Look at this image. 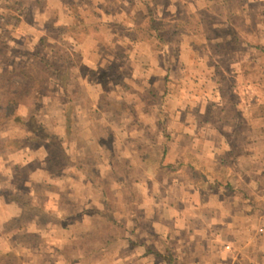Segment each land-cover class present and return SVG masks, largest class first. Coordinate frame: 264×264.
Segmentation results:
<instances>
[{
	"label": "rangeland",
	"instance_id": "rangeland-1",
	"mask_svg": "<svg viewBox=\"0 0 264 264\" xmlns=\"http://www.w3.org/2000/svg\"><path fill=\"white\" fill-rule=\"evenodd\" d=\"M20 1L26 9L24 22L14 25L11 33L5 30L6 25H0L4 29L0 52L5 56V60H0V71L29 64L41 66L40 57L48 58L57 67L79 61L77 56L81 63H76V74L69 78L67 87L50 72L45 82L36 83L35 93L20 106L23 113H35L43 123V133L49 132L50 138L44 135L25 145L26 130L7 121L0 124V225L7 214L0 234L14 245L10 250L13 257L0 264H98L94 257L106 256V245L102 248L101 238L102 242L96 241L99 238L95 237L94 223L77 217L79 209L90 207L88 203L93 201L103 213L90 219H98L99 229L105 230L109 224L107 215L113 217L115 213L121 218L122 202L137 218L138 197L144 192L163 190V199L168 202L164 188L171 183L175 193L186 196L188 173L183 168L176 177L174 172L175 166L179 169L176 161L181 160L202 168L199 173L223 174L222 178L233 181V187L242 188L232 189L240 194L239 202L226 199L217 207L225 218L233 217L238 225L251 224L252 230L263 227L258 235L262 246L259 252L236 247L238 254L232 264L264 262V52L255 46L264 38V0ZM61 1L84 3L81 10L86 12L88 21L96 19L100 23H89L91 30L100 35L99 43L86 38L83 32L73 39L59 31L67 21ZM46 5L52 16L41 13L32 23L27 22L34 19L36 7ZM230 6L236 12L233 20L229 19ZM152 13L157 29L150 26ZM57 14L59 19L54 21ZM101 19L108 22L104 24ZM160 31L169 38L171 46L172 65L168 73L157 52L155 35ZM235 32L239 41L234 38ZM107 47L110 49L105 53ZM95 66L97 72L93 70ZM19 79L25 81L23 75L17 74L16 80ZM4 83L5 86L0 80V105L10 85L8 81ZM65 96L71 99L72 122L77 126L69 134L63 114ZM159 108L165 114V132ZM85 111L89 121L81 115ZM15 137L23 140V149L12 151L3 147ZM164 145L165 160L174 163V167L162 166L158 161L160 154L154 147ZM58 153L65 160L59 172L65 179L60 183L56 172L45 169L47 158ZM138 155L142 163H135ZM90 166L103 187L100 200L93 198L100 193L97 185L91 186L90 178L85 176L84 168ZM45 182L50 194L58 193L60 197L59 209H63L66 218L59 221L66 224V231H61L55 217L38 204L25 206L21 203L24 196L17 195L20 202L14 198L17 193L31 192L34 186L42 187ZM52 199L44 201V205L56 207L57 202ZM11 213H21L22 222L29 217L24 227L33 226L32 234L23 235L22 230L19 236L15 231H5ZM19 218H10L13 226L19 224ZM44 220L52 224L42 225L40 232L36 231L37 225H31ZM114 229L120 233L123 227L118 224ZM86 233L88 239L95 240L93 246L84 244V240L77 249L92 252L74 259V241L84 238ZM135 235L131 232L133 238ZM26 237L30 240L25 241ZM63 241L65 244L57 249ZM99 264L109 263L103 258Z\"/></svg>",
	"mask_w": 264,
	"mask_h": 264
},
{
	"label": "crops",
	"instance_id": "crops-1",
	"mask_svg": "<svg viewBox=\"0 0 264 264\" xmlns=\"http://www.w3.org/2000/svg\"><path fill=\"white\" fill-rule=\"evenodd\" d=\"M86 2L88 3V0H85V3ZM89 2H91V0H89ZM59 3H62V8L65 9L67 15V18L64 17L65 19H67V21L65 20L63 26L58 25L63 27H59V31L65 32L73 39L78 38L79 32H83L86 38H89L92 42H100V35H96L90 27H88V30L76 28L72 30V32H70L69 25L73 20V16L69 14V6L66 2L61 1ZM37 4L39 5V3ZM83 4V2L79 4L74 3L79 16L81 18H84L85 22H88L94 26H99L100 23L95 22L96 19H91V21H88L85 14L86 12L81 10V6ZM24 6L25 5H22V1L20 0H0V19L3 20L2 22H0V25H6V31L11 33L14 25L24 22V17H26V15L24 14L26 9L23 10ZM36 8L37 9H35L33 13L34 19L32 18V20H27L28 23H32L33 21H35V19L38 18L37 16H39L41 13L42 16H52L48 5L42 7L39 6ZM39 8H42V10ZM22 10L23 12H21ZM58 19V14L57 17H53L54 21H57ZM101 20V22L104 24L108 22V20L105 19ZM93 22H95L96 24H94ZM2 30L4 29L0 27V35ZM40 35H43V33ZM39 38H41V36ZM109 47H107L105 53H107V50L110 49ZM77 53H79V51H77ZM77 58L79 59V61L75 60L72 64V67L70 69L71 77L69 78H74L76 74L74 73V69L76 68L75 66L78 64V62L81 63L80 56H77ZM93 70L97 72L98 66H95ZM63 85L64 87H66L67 83ZM81 115L86 116V121H89V113L85 111ZM80 122L82 121L80 120ZM73 127H75L76 130L77 126H74L73 124ZM88 128H90V125L88 126ZM170 162L171 161H169V163ZM176 162L179 165V169L178 166H175L177 169L176 171L174 170V172H176V177L178 175L180 176V173H177L178 170H182L183 168L188 173L187 177H185L189 182L188 194L186 196H183L175 193L172 190L171 183L169 184V186L164 188V191L166 190L165 194L168 198V202H165V200L163 199V190H161L160 192L155 190V192L152 191V193L150 194H146L144 192L142 193V196L138 197L139 203L137 206L139 208L137 209V218H135L134 215L130 214L131 211H129L126 204L122 202L121 218L119 219V217L115 213L112 216L113 219H115L119 224L123 225V230L121 231L123 235L117 238L115 243H107L106 247L100 239H96L97 242H102V248L104 246L105 250L108 252L106 256H103L101 258L99 256L94 257V260H97L98 264L101 262V260H103V258L109 264H150V262H152V264H167L168 259H165L161 255L156 254L157 251L161 253L173 252V255L170 257L171 259L169 260L170 262L168 261V264H213V262L216 264H232L234 258L238 254L237 249L236 253L225 251L222 249V244L224 242L231 241L237 245V242L242 240L243 238L244 230L254 229V227L251 226V224H246L244 226L238 225V223L234 221L233 217L225 218L226 216L223 214L224 212H222L217 207V204L219 202L225 201L226 199L230 203L231 201H236L240 197V194L238 192H233L232 189L235 188V191H241L242 188L238 186H234L232 188L231 186L233 185V181L228 179V182L230 184H227L226 177H224L225 182H223V184H218L219 186H211L212 183H215V181L217 182L219 178H222L223 174H219L218 172L199 173L198 170H201V172H203L202 168L195 166L193 163L186 161L184 164V161L182 160ZM135 163H142L141 156L138 155ZM172 167H174V163L172 164ZM55 175L56 180L59 183L65 179V176L60 175V173ZM89 178L91 186H93L94 182L92 181L91 177ZM173 183H175V181ZM191 186L193 189H190ZM94 197H97V199L100 200V198H103V194L97 192V195L93 196V198ZM59 198L60 197L58 195L56 197H53L52 200H56L57 203H55L56 207L49 208V213L52 217H55V223L61 225V231H66V229L64 228L66 224L60 223L59 221V219H62L64 217L66 218V215L64 216V211H62L63 209H59ZM237 201L239 202V200ZM92 202L93 201H89L88 206L91 207V204H93ZM88 208L89 207H81L79 209V214L76 213V215L77 217H83V220H86L89 223H93V219H90L93 217L89 212L85 211V209ZM145 209H147L148 211ZM14 214L11 213L10 215H8V217H11ZM5 215L6 216L4 220H7V214ZM84 216L86 219H84ZM163 217L166 218V221L162 219ZM4 220H2V223H4L0 225V231H3V227L5 226ZM41 222L45 224L36 221L31 225H37L36 231L40 232V228L42 225L49 226L50 224H52L50 220H44ZM79 223L81 224V222ZM79 223L77 224V226L79 225ZM115 225L118 224H112L110 225V228H114ZM146 225H149V227H146ZM85 226L87 225H84V228ZM230 227H232L233 229L231 230ZM27 229L33 231V226H31V228L27 227ZM131 232H136L134 238L131 236ZM84 238L78 239V244H76V241L78 240L74 241L75 245L71 248V251H73L74 259L83 258L85 256V253L91 254L92 252L90 250L80 251L81 249H77V246L81 244L80 242L84 240V244L89 243L90 245H92L95 241L88 239L87 237ZM135 240L137 241V243L134 244L133 241ZM69 241L72 240L70 239ZM64 244L65 243L63 241L58 245L59 247H62ZM13 246L14 245L11 239L7 241V238L4 235L0 234V254L4 251L11 250ZM241 246L242 245L238 244V246L236 247L239 248ZM30 248L32 253H34L33 247L30 246Z\"/></svg>",
	"mask_w": 264,
	"mask_h": 264
},
{
	"label": "trees",
	"instance_id": "trees-1",
	"mask_svg": "<svg viewBox=\"0 0 264 264\" xmlns=\"http://www.w3.org/2000/svg\"><path fill=\"white\" fill-rule=\"evenodd\" d=\"M226 1V0H225ZM69 6V14L71 16H73V20L71 22L70 29L74 30L76 28H81L83 30H88L89 27V23L85 22L84 18H81L79 16V13L74 5V3H70L68 4ZM230 13H229V19L233 20L234 16L236 15L235 12V8H233L232 6L229 7ZM154 13H152V17H151V22H150V26L153 29H157L156 24V19H154ZM233 22V21H231ZM162 23H160L159 25H161ZM231 25V23H230ZM234 38L236 40H240V37H237V33L235 32L234 34ZM264 36L261 35V38H263ZM155 39L157 40V52L159 54L160 60L162 62V66L164 67V69L166 70V73H168L171 69V65H172V53H171V46H170V41L169 38L164 34L158 32L155 35ZM257 48H261V51L264 52V38L261 39L256 45ZM2 53L0 52V60L1 58H3L2 60H5V56L3 55L2 57ZM71 62V63H70ZM70 62H64V64L59 65L58 67L56 64L52 63L51 60H49L46 57H40L39 58V63L41 64V66L36 67L35 64H29L27 66H19L18 69L16 70H2L0 71V80L1 83L4 84L6 81H8L10 83H7L9 85V87L7 88V92L4 91L3 96L1 98V100H3L2 104L0 105V124L3 122H10L11 124H14L16 126H20L22 127L24 130L27 131V135H26V139L24 140V142L26 143L25 145H27L28 142H33L35 141L37 138H41V136H48V138H50V133L47 132L46 134L43 133V123L41 121H39L35 115L34 112H25L23 113L21 111V105L24 104L23 102H25L27 100V98L31 97V95H33L36 91L35 89V85L38 81L40 82H45L48 77L47 74H49L50 72H52L54 74V76L56 78H58V80L65 84L68 82L69 76L70 75V69L72 67V61ZM16 71L18 72L17 74H21L24 76L25 81L24 80H16V76L17 74ZM15 86V87H13ZM67 87V86H66ZM15 88V89H14ZM66 98V105H64L63 107V112L65 115V127L66 130L69 133H72L73 130H75V127H73V116L71 114V110H70V103H71V99L68 96H65ZM236 103H238V101H235ZM158 116H159V120L161 122L162 128H163V132H165L167 130V123H166V119H165V114L163 112V110L161 108H159L158 110ZM76 131V130H75ZM92 136V135H91ZM89 137V136H88ZM24 142L21 138H11L7 140V143L5 145H3L4 148L15 151L18 149H23L24 148ZM58 143V141H57ZM2 149V148H1ZM155 151H157V153H159V157L157 156L158 160L160 161V164L163 166V164L165 165H169L172 166L169 162H167L165 160L164 155L166 154V149L167 147H165V145L163 147H154ZM48 153L50 154L51 151L48 150ZM57 156V157H56ZM56 157V158H55ZM60 157V153L56 154L55 156H50L49 158H47V161L45 162V169L47 170V172L49 173H54L56 172L57 174L59 172H61V168L63 166H65V160H62L59 158ZM59 158V159H58ZM62 165V166H61ZM92 166V165H91ZM84 168V172L86 177H91L92 181L94 182L95 185H97L96 187H98V191L100 193H102L104 195V193L101 190H103L101 187V185H99L97 182L98 177L96 176V172L94 171V169H92V167ZM81 168V167H80ZM86 170V171H85ZM227 180V179H226ZM224 181V177L223 178H219L218 181L215 183H212L211 186H219L218 184H223ZM47 182L44 183V185H42V187H39L38 185L34 186L33 190L31 192H22L21 194L17 193L16 197H14L15 199H17L19 202L22 200H19L18 197L19 195L24 196V202H21L22 204H25V206H28V204H38L39 206H41L42 210L45 211L48 215H51L49 213V208L48 206L44 205V201H46L47 199H51L53 197H56L58 193L56 194H50L49 192V187ZM227 184H230L227 180ZM233 188V186H231ZM18 195V197H17ZM31 200H35L36 202L31 203L30 200H26L27 198ZM9 201H13L9 198H7ZM32 206V205H31ZM86 212H89L91 214V216L94 218L97 214H102L103 211L101 209L98 208L97 205L92 204L91 207H89L88 209H85ZM22 214L20 213L19 215H12L11 217H9V227H5V231H9V232H13L15 231V233L17 232V234L19 235L22 230L24 234L23 235H30L32 234V230L26 229L24 227V223L26 221H28L30 218L29 217H25V222L23 220V217L21 216ZM103 215H107V214H103ZM16 216H19L21 218H19V224L18 225H14V223L11 222V219L16 220ZM107 217H109V224L107 225V227L105 228V230H100V224L98 219H94L93 223H94V228L93 231L95 233V237L97 238H101L103 240V243L105 245H107V243L112 244L115 243L116 239L119 238L121 235H123L121 232L117 233L116 229L114 228H110L111 224H119L115 219H113V217H110L107 215ZM11 218V219H10ZM32 218V217H31ZM27 219V220H26ZM30 221V220H29ZM121 227H123V225L119 224ZM6 226V225H5ZM20 232V233H19ZM108 233V235L105 234ZM22 235V236H23ZM76 234H74L75 236ZM110 235V236H109ZM20 236V235H19ZM84 237H87V233L85 235H83ZM21 238V237H20ZM37 238V237H36ZM20 240H23L22 238ZM25 241L30 240L26 237V239H24ZM35 240V239H34ZM133 243H137V241H133ZM108 244V245H109ZM59 246V245H57ZM31 247H33V245H31ZM60 247H57V249H59ZM12 251L7 250L4 251L3 253L0 254V261H7L8 257H13L12 256ZM156 254L161 255L163 258L168 259V261L171 259L170 257L172 256V254L170 253H161L159 251L156 252ZM81 259V258H80ZM173 260V259H172ZM84 262V260L82 261ZM170 262V261H169Z\"/></svg>",
	"mask_w": 264,
	"mask_h": 264
},
{
	"label": "built area",
	"instance_id": "built-area-1",
	"mask_svg": "<svg viewBox=\"0 0 264 264\" xmlns=\"http://www.w3.org/2000/svg\"><path fill=\"white\" fill-rule=\"evenodd\" d=\"M263 232V227H257L255 230L252 229H245L244 233H243V238L242 240L237 242V245L234 242L231 241H227L224 242L222 244V249L225 251H229L232 253H236V246H238V244L256 250V251H260L261 250V242L258 239V235ZM258 264H264V262L262 263H258Z\"/></svg>",
	"mask_w": 264,
	"mask_h": 264
}]
</instances>
